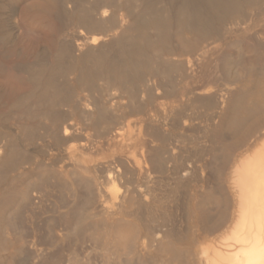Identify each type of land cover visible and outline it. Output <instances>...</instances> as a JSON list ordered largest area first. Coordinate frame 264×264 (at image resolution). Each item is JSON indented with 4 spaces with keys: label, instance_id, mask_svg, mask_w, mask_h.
<instances>
[{
    "label": "bare ground",
    "instance_id": "6f19581e",
    "mask_svg": "<svg viewBox=\"0 0 264 264\" xmlns=\"http://www.w3.org/2000/svg\"><path fill=\"white\" fill-rule=\"evenodd\" d=\"M0 264H264V0H0Z\"/></svg>",
    "mask_w": 264,
    "mask_h": 264
},
{
    "label": "rangeland",
    "instance_id": "374dc122",
    "mask_svg": "<svg viewBox=\"0 0 264 264\" xmlns=\"http://www.w3.org/2000/svg\"><path fill=\"white\" fill-rule=\"evenodd\" d=\"M29 150H30L31 154H33L34 156L37 157V159H44V160H47V161H51L52 159H55V156L53 155L54 151L53 152L51 151L50 154H48V153L45 154L43 152V155H42V153H41L42 151H41V148H40L39 144L31 145L30 148H29ZM45 194L46 193H44L43 197H41V199L39 200V202H41L42 204L39 203L37 206L34 205L35 207L34 206L33 207L35 208V210H34V208H28V210L25 211L27 213L24 212V214L22 215V223L27 218V220L25 222L28 223V225L27 224H25V225L21 224V227L24 230V233L26 235L28 234L29 236H32L33 235V236H36L38 238H43V236H44L43 231L46 233V228H43L42 226L45 225L51 218L54 217V216L51 217V214L52 215L53 214L54 215L57 214L56 211L53 209L54 206H53L52 199L54 197H52L49 194H47V195H45ZM44 196L47 199H45ZM51 206H53V207H51ZM28 217L32 218L31 221H30V219H28ZM23 218H25L24 221H23ZM32 220H33V222H32ZM43 222H45V223L43 224ZM42 229H43V231L41 232ZM27 232H29V233H27ZM32 233H35V234H32ZM36 233H38V234H36Z\"/></svg>",
    "mask_w": 264,
    "mask_h": 264
}]
</instances>
